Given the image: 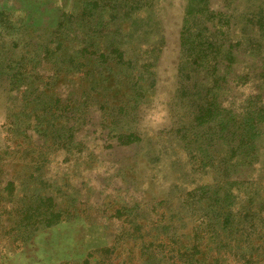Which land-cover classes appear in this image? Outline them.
Here are the masks:
<instances>
[{
	"label": "rangeland",
	"instance_id": "374dc122",
	"mask_svg": "<svg viewBox=\"0 0 264 264\" xmlns=\"http://www.w3.org/2000/svg\"><path fill=\"white\" fill-rule=\"evenodd\" d=\"M259 40L264 0H0V264H180L197 236L188 264H264V120L245 158L214 115L262 85Z\"/></svg>",
	"mask_w": 264,
	"mask_h": 264
},
{
	"label": "trees",
	"instance_id": "16d2710c",
	"mask_svg": "<svg viewBox=\"0 0 264 264\" xmlns=\"http://www.w3.org/2000/svg\"><path fill=\"white\" fill-rule=\"evenodd\" d=\"M116 42L112 43L109 45V48L111 49L108 54L109 56H111L112 54L115 55V61L118 65L121 66V64H123V61L121 60L120 56H117L114 51H113V47H116ZM212 43H211V47H212ZM210 51L207 53V56L209 57V59L215 57L214 52L212 50V48L209 49ZM257 52H258V56L260 57V62H259V66H258V76L262 78V85H259L258 88H256V91L253 92V94L250 96H248V99H245L246 102V106H243V110L241 111V113L235 117V115L233 114L232 111L224 109V110H220V113L214 114L215 110L217 112V107L219 108V105H217L216 101H215V96L211 95L210 96V101H207L209 98L205 97L203 102H201L200 105V109L201 108H205L204 111L200 112L201 118H205L208 117H216L217 121H216V128H218V132L222 131L224 129H226L227 132L231 133V135L237 133L236 134V143L237 147L240 148L241 146L244 145V150L246 152L245 158L249 157V155H251V153L253 152V150L255 149V135L257 134L259 127L261 126L262 122H263V118H264V41L260 42L257 44ZM107 54V55H108ZM217 56L214 58V60H209L207 61L208 64H211L210 67H212V64L214 63V67H213V72H216L217 70V66H218V62H217ZM143 70V66L141 67ZM141 70H138V72H136L135 76H137L135 79L139 80L143 77V73H140ZM216 78V77H215ZM213 86H211V88H208V92L211 91V89H213ZM262 92V93H261ZM219 111V110H218ZM216 116H214V115ZM212 115V116H211ZM237 120V121H236ZM233 122V127L231 126V123ZM234 122H238V126L235 127V123ZM73 129L72 126H68V127H62V131L64 133V136H66V141H70L71 137L69 135H66V133H70V131ZM131 137V136H130ZM130 137H125L124 135H120L116 137V143L118 145H128V142L131 140ZM62 140L58 139V142H61ZM60 144V143H59ZM61 145V144H60ZM59 146V145H58ZM202 163V162H201ZM227 178V177H226ZM263 184H261L262 186ZM225 186L229 188L230 183H225ZM209 188H206L202 191H198V194H201V196L208 194L209 190H207ZM206 190V191H205ZM213 191V190H212ZM197 194V195H198ZM213 197L215 198V204L217 206V202L219 197L217 196V192L214 190L213 191ZM261 203L259 204V206L261 208L264 207V199H261L260 201ZM221 205L218 210L220 211L218 216H222L221 220L224 223V225L227 224V222L229 223L231 214L229 213V207L231 206V200H229V196H224L222 198L221 201ZM218 216H211V223H217L216 219L218 218ZM215 238L214 240L219 241V236L218 235H214ZM198 238H200L199 236L195 237V241L192 244V246L190 247V249L187 251V253H184V259H182V257H180V264H188L189 263V259L193 260V259H197V255L200 254L198 251L199 248V244L198 242ZM221 241L218 243V246H213L212 248V253L215 255H219L221 254V252L219 251L218 247H220ZM229 246V244L223 245L222 248L227 249ZM241 250L245 249L244 246H240ZM240 252V251H239ZM250 256L249 258L252 257V254L248 255ZM246 258V256L244 257ZM187 259V260H186ZM243 264H248V259L246 260H242Z\"/></svg>",
	"mask_w": 264,
	"mask_h": 264
},
{
	"label": "water",
	"instance_id": "95a60500",
	"mask_svg": "<svg viewBox=\"0 0 264 264\" xmlns=\"http://www.w3.org/2000/svg\"><path fill=\"white\" fill-rule=\"evenodd\" d=\"M165 81L164 77H163V73H159L156 79V86H155V100L157 102L158 99V93H159V85L162 84Z\"/></svg>",
	"mask_w": 264,
	"mask_h": 264
}]
</instances>
